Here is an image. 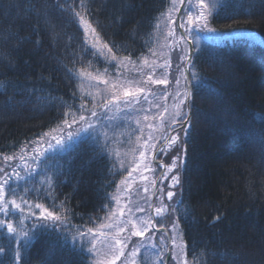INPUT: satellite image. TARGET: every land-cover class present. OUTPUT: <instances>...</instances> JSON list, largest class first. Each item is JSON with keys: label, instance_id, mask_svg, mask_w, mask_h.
I'll use <instances>...</instances> for the list:
<instances>
[{"label": "trees", "instance_id": "16d2710c", "mask_svg": "<svg viewBox=\"0 0 264 264\" xmlns=\"http://www.w3.org/2000/svg\"><path fill=\"white\" fill-rule=\"evenodd\" d=\"M207 2L214 8L208 27L216 31H197L193 44L200 51L193 48L191 67H187L190 80L191 72L208 80L203 88L195 83L190 86L189 104L186 102L184 109H191L187 138L176 128L180 140L175 151L171 149V158H157L170 165L173 157L181 156L180 166L172 172H178L180 184L171 188L175 196L168 204L176 209L174 217L187 242L189 264H264V0H219V7H214L217 0ZM68 3L77 5L83 23L71 11L57 7L65 0H0V157L18 158L21 148H26L24 155L30 157L31 150L42 152L49 143L55 144L52 137L60 138L76 129V125L65 128L63 120L71 124L73 118L65 113L70 109L78 119L80 104L91 108L97 87H103L82 76L81 70L113 82L136 80L140 77L132 64L118 67L123 57L130 56L136 67H144V58L156 61L153 79L166 78L169 83L152 84L155 98L151 94L148 98L153 104L159 102L161 109L167 106L169 113L176 103L175 93L185 83L181 71L185 72L189 62L180 59L186 46L179 39L183 33L178 26L183 10L180 14L172 12L175 24L167 23L172 0H84L85 9L78 7L79 0ZM168 28L175 33L174 44L172 37L165 39ZM104 44L112 48L119 61L106 58ZM150 48L158 55L152 56ZM165 59L171 63L167 70L160 67ZM141 103L152 109L147 113L150 118L156 114L153 105L144 103L143 96ZM115 115L118 131L127 133L129 126L136 127L121 114ZM144 123L141 118L140 127ZM153 134L159 138L169 133L156 124ZM49 156L50 183L43 186L39 199L29 192L25 198L30 202L52 209L51 201L44 198L51 191L57 205L65 202L73 224L87 223L96 229L99 223L107 222L100 218L118 207L110 197L118 198L120 205L127 199L120 185L127 171L120 164L123 162L125 168L134 165L133 154L124 144L110 143L105 152L93 139H83L74 150L54 156L50 152ZM148 163L156 170L153 178H157L161 170L151 155ZM56 165L63 175L54 174ZM0 167H6L2 158ZM135 175L132 201L143 185ZM39 179L45 176L41 174ZM169 182L165 181L166 191L170 190ZM148 189L150 195L151 184ZM180 200L182 206L177 203ZM185 210L196 223L185 220ZM146 214L149 217L150 213ZM217 216L218 221L214 219ZM89 217L96 222H89ZM11 219L19 233V216ZM25 228L31 225L26 222ZM153 233L143 238L146 245L149 238L160 245L161 231ZM17 238L20 245L0 230V247L5 248L0 264H16L13 255L17 248L21 252L19 264H81L85 259L94 260L91 255L82 257L73 251L71 242L65 245L55 233H39L27 248L21 246L23 238ZM140 242L141 238L133 237L129 250ZM145 248L138 263L153 264V252Z\"/></svg>", "mask_w": 264, "mask_h": 264}, {"label": "snow or ice", "instance_id": "6c2138e0", "mask_svg": "<svg viewBox=\"0 0 264 264\" xmlns=\"http://www.w3.org/2000/svg\"><path fill=\"white\" fill-rule=\"evenodd\" d=\"M177 3L181 7H176ZM172 10L167 13L166 21L170 24H175L176 21L172 19V12L183 13L179 22V27L182 30L183 35L179 37L184 42L185 48L181 51L184 53L180 56L182 61H188V67H191V53L193 48L199 52L200 49L197 45L193 44L197 31H209L215 32L216 29L208 27L209 17L212 16L214 8L209 6L207 0H172ZM220 3L217 0V4L214 7H219ZM63 10H69L75 17L83 21V16L76 10L77 5L74 3H68L65 0L64 5H57ZM79 8L85 9L84 0H79ZM36 29L34 28V31ZM95 29H93V32ZM172 37V43L175 41V33L171 28H168L165 39ZM249 39H252L250 34ZM103 50L106 58H110L113 61H119V58L112 51V48L107 44L103 45ZM152 56H157V52L154 49H149ZM132 64L133 69L139 75V79L123 81L117 80L115 82L108 79H104L101 75L97 74L93 76L91 73L81 70V75L89 78L91 81L96 82L97 85L103 84V87H97L96 95L92 97V107L88 108L86 103L80 104L81 114L78 119L75 114L71 113L70 109L66 115H72L71 124L68 119L63 120V125L67 129H72L73 125H76V129L69 130L62 134L60 138L52 137L55 144L49 143L48 147L42 152H35L31 157L24 155L26 148H21V154L17 158L13 156L0 157L6 162V167H0V230H5L8 234V238L15 240L17 245H20V239L17 236L23 238L22 247L27 248L31 241L39 233H55L57 237L63 240V243L67 245L71 242L73 251L79 253L82 257H88L89 255L94 257V260H83L81 264H138V257L141 255V249L148 247L152 250L154 260L153 264H189L187 253V242L182 241L177 243L178 236V219L177 222L171 224V234L168 236V242L164 240V235H161L160 245L153 242L152 238H149L147 245L143 242V238L146 233L153 231H165L164 225H156L153 218H163L166 215H174L176 212L175 207H171L165 201H172L175 196V192L167 190L165 187V181H170L167 184V188L171 189L180 184L179 174H173L169 177V173L174 172L180 165L181 156L177 155L171 160V164H164L157 157L166 156L167 149L172 148L180 140V132L175 131L179 128L184 133L185 139L188 135V128L191 127L190 121V107L188 111H185L186 102L190 100V86L195 83L198 87L203 88L207 83L208 78L206 76H200L196 72H191V80L188 78V74L181 71V75L184 79V85L181 90L175 93L176 103L173 106L172 112L169 113L167 106L161 109L159 102L153 104L152 100H149L152 84L169 83L168 79H153V74L156 71V61H149L148 58L143 59L144 67H136L131 57H123L122 61L118 62L119 66L127 67ZM165 70L171 68L170 60L165 59L164 64L160 65ZM147 68V73L145 72ZM146 75V79L144 78ZM176 84L180 85V80H176ZM210 96L219 101V97L214 92L209 93ZM141 96H143L144 103L153 105L157 110L156 114L151 118L147 115L151 108H145L141 103ZM155 98V97H154ZM164 99H167L165 94ZM86 113V114H85ZM116 113L121 114L127 120L134 123L136 127L129 126L127 133L124 131H118L120 124L117 123ZM168 114V119H165V114ZM141 118L143 119L144 127H140ZM151 119V122H149ZM156 124L164 127L168 131L167 136H160L159 138L153 134V129ZM147 129V134H145ZM156 131H159L157 128ZM111 132V135H109ZM175 132V134H172ZM138 134V135H137ZM135 136V140H133ZM119 137V140H118ZM83 139H93L98 147L107 152V147L110 143L120 142L127 146L133 154L132 167L125 168L123 162L120 167L127 171V178L120 181V185L123 186V191L127 194V204L120 205L118 198L110 197V202H115L118 207L116 211H110L108 215L100 218L102 221L96 229L88 227L87 223L76 225L72 223L71 213L65 207V202L61 201L59 205L56 204L55 198L51 191L45 193L44 198L48 199L52 203V209L58 208L59 210H52L48 206L42 203L30 202L25 198L29 192L36 197L40 198V192L44 185L50 183L48 178L49 160L51 157L49 153L54 155L60 152H67L74 150L75 146ZM142 141V142H141ZM161 144V147L157 150L156 145ZM182 148H185L183 143ZM138 153V158L137 154ZM120 153L117 152L116 156L119 158ZM149 155L153 158L160 171V175L157 178H153L149 181L148 176L143 175V172H155V169L149 167ZM19 159L23 161L22 164L13 163ZM31 160L32 163H28ZM35 165V167H33ZM143 166V167H141ZM56 171L54 174L58 176L63 175L59 165L55 166ZM7 169V170H6ZM140 176L141 181H145L151 184L152 192L149 195V189L147 186L142 185L141 189L137 191V202H133L131 199V188L135 181L133 173ZM23 173V175H22ZM43 174L44 180H39V177ZM39 180V186L36 183H32L30 187H26L29 182ZM141 191L143 195H141ZM155 197L159 206L151 203V198ZM67 199V198H66ZM141 202L147 205V208L142 206ZM179 205H183V200L177 201ZM130 207L129 205H133ZM107 209V205H105ZM151 213L149 219H145L143 215H137V213ZM19 216L20 231L18 233L17 227L14 226V222L11 219L13 216ZM184 218L186 221L191 220L196 223L195 218L190 217L187 210H185ZM83 219V218H81ZM216 221L220 219L219 216L214 218ZM30 224L31 228H25V224ZM89 222L95 223L96 221L89 217ZM133 237H140L141 242L139 244H133L129 250V245L132 244ZM5 252V248L0 247V253ZM166 257L168 259H166ZM13 259L16 264H19L21 260V252L17 248L14 252Z\"/></svg>", "mask_w": 264, "mask_h": 264}, {"label": "rangeland", "instance_id": "374dc122", "mask_svg": "<svg viewBox=\"0 0 264 264\" xmlns=\"http://www.w3.org/2000/svg\"><path fill=\"white\" fill-rule=\"evenodd\" d=\"M182 10H183V8L181 9V12H182ZM172 134H175V132H173ZM163 135H164V134H163ZM177 145H178V142H177L174 146H172V148L167 149V155H166V156L169 155V158H171V151H172L171 149H173V151H175V149L177 148ZM34 151H35V150H31V151H30V157L34 154ZM35 152H36V151H35ZM173 158H174V157H173ZM152 159H153V158H152ZM151 166H152V164L149 165V167L153 169V167H151ZM142 174L148 176L149 181L152 180V178H153V172H143ZM173 174H176V173H171L170 175H173ZM170 175H169V176H170ZM135 176H136V180L140 178V176L137 175V174H136ZM39 180H43V179H39ZM39 180L37 181V186H39ZM32 183H33V182H29V184H28V185H25V186H26V187H30ZM140 183L143 184L144 186H147V187H148V185L150 184V183H148V182L141 181V180H140ZM170 190L174 191V189H170ZM142 195H143V194H142ZM26 196H27V194H26ZM26 196H25V197H26ZM122 201H123V204H122V205L127 204V202H128L126 198L122 199ZM133 202H134V203L137 202V198H134ZM165 202L168 203V201H165ZM141 204H142V206H144V204H143L142 202H141ZM155 205H156V206H159L158 201L155 202ZM129 206L132 207V206H134V204H133V205H129ZM114 210L116 211L117 208L114 209ZM139 215H143L145 219H149V217L151 216V213H150L149 217H148V215H147L146 213H144V214H141V213H140V214H138V216H139ZM153 219H154V218H153ZM155 219H156L157 225L166 224L165 226H167V227L169 228V233H170V234H171V224L177 222V220H175L174 215H171V214H170V215H166V216L163 217V218H155ZM177 232H178L177 243H181L182 241H184V239H183V235H182L181 227H180L179 224H178ZM149 234H152V231H149L148 233H146L145 237H147ZM153 234H154V233H153ZM161 235H164V240L167 238L165 232H161V233H159V238H161ZM150 236H153V235H150ZM148 237H149V236H148ZM137 238H140V237H137ZM165 242L167 243V241H165ZM144 243H145V241H144ZM145 244H146V243H145ZM144 250H146V251H150V254H152V251H151L150 248L146 247ZM138 261H139V259H138ZM118 264H119V262H118ZM138 264H139V263H138ZM172 264H175V262L173 261Z\"/></svg>", "mask_w": 264, "mask_h": 264}, {"label": "water", "instance_id": "95a60500", "mask_svg": "<svg viewBox=\"0 0 264 264\" xmlns=\"http://www.w3.org/2000/svg\"><path fill=\"white\" fill-rule=\"evenodd\" d=\"M181 7V6H180ZM182 9V8H181ZM185 73H187L188 74V78H189V72H188V68H187V66H186V68H185ZM190 80V79H189ZM190 90V89H189ZM188 104H189V101L187 102ZM161 147V144L157 147V150L159 149ZM164 229H165V231L167 232V228L166 227H164ZM169 236V235H168ZM166 259H168L167 257H166Z\"/></svg>", "mask_w": 264, "mask_h": 264}]
</instances>
